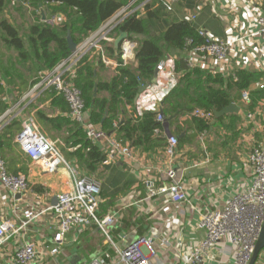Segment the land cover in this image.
Masks as SVG:
<instances>
[{"label": "crops", "instance_id": "crops-1", "mask_svg": "<svg viewBox=\"0 0 264 264\" xmlns=\"http://www.w3.org/2000/svg\"><path fill=\"white\" fill-rule=\"evenodd\" d=\"M193 1L194 5L190 6L187 0H177L171 16L181 20L196 11L193 22L198 29H205L213 39L233 42L229 56L226 62L219 64L206 56L186 51L167 55L163 60L167 63L164 72L156 75L136 97L135 108L139 116L145 112L157 113L161 108L163 97L179 78V74L173 73L176 57L186 59L191 68L198 67L223 76H229L238 69L264 72V35L256 33L254 24L257 16L263 14L259 0L252 3L250 0ZM206 8H209L208 11ZM111 61V64L99 70V76L104 81L113 76L116 68L115 61ZM127 65L136 66L134 57ZM251 88L264 90V80ZM22 97L15 103H11L12 100L7 97L10 107L3 114H6L9 122L16 118L20 122V129L26 119L30 118L34 122L33 114L24 108L37 98L21 102ZM50 102L40 105V108L51 116L68 117L67 113L62 114L60 108ZM246 102L239 96L236 103H232L236 111L222 116V122L214 119L213 125L216 127L213 130L211 128L206 136L198 135L192 144L176 148L172 163L182 175L189 198L187 202L171 203L167 195L159 193L166 183L165 170L169 166L163 148L151 151L131 149L132 158L118 155L106 157V170L99 177L100 184H105L108 177L107 180L113 185L118 182L120 185L115 187L114 192L117 194L114 196L100 195L97 215L102 217L116 214L109 229L115 247L121 249L133 241L147 238L152 242L153 263L181 264L191 251V245L203 237L197 227L201 214L220 210L227 198L244 191L252 182V169L247 156L252 148L264 149V115L258 112L264 99L254 112H247ZM131 108L132 113L125 105L128 116H133V106ZM9 110L12 112L8 114ZM185 119L188 117L179 119L180 128H184L182 121ZM163 133L167 140L165 129ZM57 142L61 144L59 140ZM99 147L108 154L107 146L100 144ZM28 161L27 172L22 174L29 181L28 192L17 199L0 187V221L19 224L22 213L27 210L37 215L25 230L27 239L35 243L39 252L36 264H86L93 261L118 264L114 248L95 225L78 228L65 235L56 254L45 251L56 246L53 238L57 233L54 214L46 209L53 205L56 194L65 189L69 175L62 168L54 173L42 172L30 159ZM78 173L83 175L79 170ZM34 186L41 191L35 192ZM106 190L113 191L112 187ZM13 252V244L3 248L2 264L12 262ZM261 259H264V250L255 264L260 263ZM201 264H233L228 241L220 240Z\"/></svg>", "mask_w": 264, "mask_h": 264}, {"label": "trees", "instance_id": "trees-1", "mask_svg": "<svg viewBox=\"0 0 264 264\" xmlns=\"http://www.w3.org/2000/svg\"><path fill=\"white\" fill-rule=\"evenodd\" d=\"M9 1L0 0V14L9 7ZM17 1V5L12 7H16L17 11L32 8L34 22L21 34L10 21L0 20V117L10 107L7 97L12 100L11 103L17 102L38 82L41 73L52 71L70 55L67 38L75 45L80 44L132 0ZM187 2L190 6L194 5L193 0ZM40 8L45 14V21L41 20ZM259 8L264 13V0H259ZM54 15H62L64 20L51 24L48 18ZM165 16L164 7L151 8L147 5L143 15L131 14L118 25L115 36L125 32L126 39L136 44L135 67L122 64L120 47L116 49L113 44L103 43V55L116 63L113 76L102 80L99 70L105 65L101 54L89 52L80 60L72 80L81 93L90 123L106 136L135 151L164 148L163 122L167 123L168 132L177 138L179 148L192 144L198 135L206 136L211 128L213 130L216 127L211 125L214 112L236 103L242 91L249 92L247 112H254L264 99V90L251 88L264 80V72L238 69L229 76H223L198 67L191 68L186 59L176 57L173 73L179 74V78L162 99L163 122L157 121L156 112H145L141 116L136 114L139 87L152 82L157 64L167 55L184 51L187 40H192L193 44L204 42L193 21H167ZM160 23L164 25L162 28ZM94 88L97 89L96 97H93ZM49 100L51 105L54 103L60 108L62 114L68 112L64 99L53 88L44 90L24 110L33 114L38 131L51 142H56L69 163L83 175L100 177L106 170L105 153L88 140L83 129L69 117L51 116L40 108ZM125 105L133 106L135 116L126 114ZM196 109L212 113V118L190 116L182 121L184 128H180L179 119ZM224 117L217 121L222 122ZM19 130L20 122L16 118L0 130V154L11 175L26 174L29 162L15 143ZM107 179L101 186L100 195L114 196L117 194L114 189L120 184L113 185ZM107 187H112L113 191L108 192ZM33 189L41 191L35 186Z\"/></svg>", "mask_w": 264, "mask_h": 264}, {"label": "built area", "instance_id": "built-area-1", "mask_svg": "<svg viewBox=\"0 0 264 264\" xmlns=\"http://www.w3.org/2000/svg\"><path fill=\"white\" fill-rule=\"evenodd\" d=\"M176 1H130L102 23L95 32L89 34L83 42L76 45L75 51L57 64L52 71L41 73L38 82L26 92L21 102L34 100L42 91L53 88L67 104L68 117L83 129L87 139L98 146L102 144L108 147L109 152L105 154L106 157L112 158L114 155H118L124 158H132L131 149L128 146L106 136L90 123L81 93L74 86L72 80L80 60L89 52L100 53L103 64H111L112 61L103 55V43H114L118 37L115 36L118 25L125 18L135 13L144 14L147 5H150L151 8L164 7L168 17L174 13ZM253 1L255 0H250L251 3ZM17 3V0H10L11 6H16ZM195 18L196 11L185 19L194 21ZM63 20L62 15H54L48 18L51 24H59ZM254 24L257 29L256 33L264 35V13L257 16ZM198 34L204 38V42L193 44L192 40H187L184 51L198 56H206L219 64L226 62L233 42L213 39L205 29H198ZM191 45L192 48H190ZM119 47L122 64L127 65L128 61L134 57L136 44L124 39ZM166 65L165 61H160L156 66V75L163 73ZM248 98L247 90L240 93L242 101H248ZM126 108L132 113L130 105H126ZM11 112L12 110H9L7 113ZM258 112L264 115V102L260 105ZM132 115L135 116V112ZM190 116L209 120L212 118V113L196 109L187 117ZM157 121L163 122L160 115H157ZM8 123L6 114L0 117V129ZM15 140L21 151L42 172L54 173L62 168L69 175L65 182V189L56 194V203L46 209L54 214L57 233L53 238L56 246L49 247L45 251L52 255L56 254L59 246L64 242L65 235L72 230L95 225L106 241L114 248L118 264H158L151 260L154 251L150 239L142 238L133 241L121 249L115 247L110 238L109 229L114 223L116 214L103 217L97 215L101 193L100 182L86 175H80L78 170L63 157L56 144L38 131L33 120L28 118L23 122ZM176 148L177 138L175 136L167 137L163 153L169 162V166L165 170L166 183L160 188L159 193L167 195L171 203H184L189 198L183 185L182 175L175 170L172 163L176 155ZM247 160L252 169L251 184L244 191L227 198L220 210L201 214L197 227L203 233V237L194 242L195 246L191 245V251L185 256L181 264H201L203 259L222 239H226L229 243L233 264L250 263L264 222V149L252 148ZM0 187L13 196L16 194L22 196L29 191L27 178L24 175L9 174L1 154ZM36 217L37 215L33 214L32 211L27 210L22 213V220L19 224L0 221V264H2L1 251L8 244L14 245L10 264H36L39 252L35 243L27 239L25 232L30 221ZM86 264L100 263L93 261Z\"/></svg>", "mask_w": 264, "mask_h": 264}, {"label": "water", "instance_id": "water-1", "mask_svg": "<svg viewBox=\"0 0 264 264\" xmlns=\"http://www.w3.org/2000/svg\"><path fill=\"white\" fill-rule=\"evenodd\" d=\"M40 16H41V20L42 21H45V14L43 12V10L40 8ZM263 15V14H262ZM127 35L125 32H120L119 33V36L115 39L113 45H114V48H119L121 42L126 39ZM67 41H68V48H69V51L72 53L75 51V48H76V45L69 39L67 38ZM156 76V71H155V74H154V77ZM145 86H140L139 87V90H138V94L140 92H142L144 90ZM97 96V89L94 88V91H93V97H96ZM138 96V95H137ZM236 111V108H235V105L234 104H230L229 106L221 109L220 111L218 112H214V119H218L219 117H222L224 116L225 114H230V113H233ZM158 115H160V117L163 119L164 118V115H163V112H162V109L160 108L157 112ZM211 124L213 125L214 124V120L211 122ZM163 126L165 128V131H166V136L169 137L171 136V134L168 132V128H167V123L166 122H163ZM15 197L18 199L20 198V194H16ZM56 203V198L53 200V204ZM264 249V222L261 226V230H260V234H259V237H258V240H257V243H256V246H255V249H254V253H253V257L250 261L249 264H255L260 252Z\"/></svg>", "mask_w": 264, "mask_h": 264}, {"label": "rangeland", "instance_id": "rangeland-1", "mask_svg": "<svg viewBox=\"0 0 264 264\" xmlns=\"http://www.w3.org/2000/svg\"><path fill=\"white\" fill-rule=\"evenodd\" d=\"M10 2V1H9ZM9 7L6 8V10H4L1 14H0V20L1 19H7L8 21H10L13 25L17 26L21 32V34L25 33L26 31V27L30 24H33L34 22V17L31 13H33V9L30 8L27 11H17L16 7H12L10 4L8 5ZM209 8H206L205 10L208 11ZM177 17H173L171 15H169L168 17H166L167 21H174L176 20ZM160 27L162 28L164 25H162L160 23ZM56 144V143H55ZM92 178L96 179V181H101V178L99 177H94L91 176ZM258 264H264V259H261V262Z\"/></svg>", "mask_w": 264, "mask_h": 264}]
</instances>
